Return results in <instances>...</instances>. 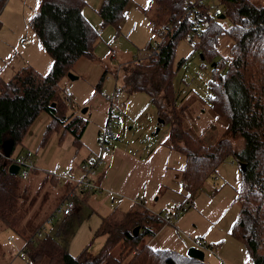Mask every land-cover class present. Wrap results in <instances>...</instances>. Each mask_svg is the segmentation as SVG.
<instances>
[{
  "label": "rangeland",
  "instance_id": "374dc122",
  "mask_svg": "<svg viewBox=\"0 0 264 264\" xmlns=\"http://www.w3.org/2000/svg\"><path fill=\"white\" fill-rule=\"evenodd\" d=\"M84 1L82 13L96 30L97 39L93 55L78 58L70 67L69 71L77 77H62L61 83L70 89L71 95L64 97L65 111L58 110L59 115L81 113L85 119L84 129L75 141L68 132L61 135L55 131L40 144L50 120L48 113L41 112L9 156L18 158L26 155L35 167L27 176L18 175L19 188L24 189L29 197L35 194L32 209H38L36 222L42 233L53 235L73 255L85 248L89 254H94L105 238L96 230L101 218L111 211H124L135 205L155 214L163 213L174 205H183L185 209L165 225L173 228L181 240L188 239L190 235L207 241L210 250L199 247L204 250L203 264H252L243 240L231 233L238 211L235 196L240 169L237 161L227 155L214 174L206 177L186 197L180 174L185 158L170 146L169 123L158 121L157 108L145 91H127L121 86L123 66L136 59L146 61L150 51L148 43L157 39L154 29L159 21L156 20L154 2L130 0L116 26L102 22L98 13L102 0ZM251 1L264 4V0ZM209 2L218 3L217 0ZM38 6L39 0H5L0 10L2 80L9 79L22 65H31L41 73H46L51 66L52 59L30 23ZM216 20L223 26L229 25L225 18ZM22 39L28 43L22 44ZM231 42L227 35H220L216 45L219 55L213 60L226 57ZM113 49L115 54L112 55ZM185 57L187 59L175 69L173 86L180 93L195 94L197 99L185 112V124L210 143L221 137L225 125L224 119L216 117L206 103L210 95L206 85L211 75L210 61L200 57L199 49L189 48L187 42L180 39L174 53V66ZM100 77L101 83L97 87ZM116 86H121V92L111 102ZM83 107H86L85 112H81ZM107 123H110L114 136L106 143L110 146L109 151L102 152L104 164L96 169L100 189L77 195L76 208L70 215L57 214L50 223H46L45 219L68 190H65L68 180L58 175L66 171L74 178L80 177L82 161L99 153L98 133ZM211 123L214 128H209ZM231 140L235 145L241 144L238 138ZM51 174L57 177L55 181L49 179ZM40 186V192H37L36 188ZM150 239L159 246H174L171 240L144 236V241ZM23 242V236L0 223V264H31L20 253ZM190 246H194L193 243Z\"/></svg>",
  "mask_w": 264,
  "mask_h": 264
},
{
  "label": "trees",
  "instance_id": "16d2710c",
  "mask_svg": "<svg viewBox=\"0 0 264 264\" xmlns=\"http://www.w3.org/2000/svg\"><path fill=\"white\" fill-rule=\"evenodd\" d=\"M129 1L102 0L98 8L102 22L118 26ZM152 1L159 24L174 22L178 17L184 20L167 31L157 56L148 55L146 61L136 59L123 66L121 86L127 91H145L162 122L169 123L170 146L185 158L180 174L186 197L214 174L227 155L238 165L244 164L243 170L239 166L240 181L235 196L238 211L231 233L243 240L252 264H264V4L217 0L229 25L223 26L212 18L209 27L200 32V57L208 59L211 66L206 103L216 117L225 121L221 137L208 143L185 124V112L197 99L195 94L176 91L172 81L175 69L187 59L180 58L176 66L173 64L177 42L189 29L185 7L190 0ZM4 2L0 0V10ZM84 2L39 0L30 23L52 59L51 66L41 73L31 65H23L9 79L0 78V223L23 236L21 248L31 264H203L183 252L153 247L144 241V236H153L164 222L161 212L152 214L135 205L124 211L115 209L101 218L96 233L104 234L105 238L94 254L85 248L73 255L53 235H36L38 209H32L36 196L29 197L24 189L20 190V174L8 171L12 158H6L4 150L8 156L12 153L41 112L48 113L50 120L40 144L55 131L61 135L68 132L74 141L80 137L85 126L83 115H59L58 110L65 111L62 77L78 58L93 55L97 39L96 30L82 13ZM224 34L232 41L228 54L213 60L219 55L218 38ZM210 127L215 125L211 123ZM234 138L240 139L241 144L235 145L231 140ZM49 179L56 178L51 174ZM41 186L36 188L37 192ZM135 226H138L136 233Z\"/></svg>",
  "mask_w": 264,
  "mask_h": 264
},
{
  "label": "built area",
  "instance_id": "2783aa9c",
  "mask_svg": "<svg viewBox=\"0 0 264 264\" xmlns=\"http://www.w3.org/2000/svg\"><path fill=\"white\" fill-rule=\"evenodd\" d=\"M209 1L213 0H190L186 4L185 12L187 13L185 21L189 25V29L185 32L183 39L187 42V45L191 49L199 48V37L201 30L208 28L212 18H220L222 15L221 7L218 4H210ZM208 6V8H206ZM183 17H178L174 22L171 23H161L155 29L157 39L153 40L150 43L149 55L157 56L159 52V46L161 41L165 38V35L168 30L172 27L178 26L183 22ZM23 43H26L27 40H22ZM112 55L115 54L113 49ZM121 92V86H116L113 91V96H111L110 101L114 102V97ZM64 94L66 97L71 95L70 89L65 86ZM113 131L110 123H107L103 128V131L98 133V142L100 145V151L98 154H93L87 156L82 163L80 164V177L74 178L68 172L63 171L58 175L59 178H66L68 180L69 188L65 193L63 199L59 204L52 210L51 214L46 218L45 222L50 223L53 219V216L61 214L62 216L70 215L76 208L75 198L77 195L83 192L97 191L100 189L99 183L96 181V169L104 164L105 159L102 156L103 151H109L110 146L106 144L109 138L113 137ZM10 156V155H9ZM5 156L6 158H10ZM10 163H16L18 165V173L21 176H27L31 170L35 167L32 161L26 155H20L18 158H12ZM9 163V164H10ZM55 176V175H54ZM57 178V177H55ZM145 185H143L144 187ZM183 209L178 205L171 206L167 211L160 214V218L169 222L172 218L177 217L179 211ZM44 224L42 225L43 228ZM42 229L39 228L36 231L37 236H41ZM192 241L195 245L203 248L205 242L199 238H192ZM20 253L23 254L22 248L20 247Z\"/></svg>",
  "mask_w": 264,
  "mask_h": 264
},
{
  "label": "crops",
  "instance_id": "0c3cea01",
  "mask_svg": "<svg viewBox=\"0 0 264 264\" xmlns=\"http://www.w3.org/2000/svg\"><path fill=\"white\" fill-rule=\"evenodd\" d=\"M102 2V1H101ZM101 4V3H100ZM100 6V5H99ZM226 35V34H225ZM22 40H24V39H22ZM28 42H26V43H23L22 42V44H27ZM23 66V65H22ZM212 111V110H211ZM97 174H96V181H97ZM99 183V182H98ZM100 184V183H99ZM143 187V186H142ZM147 187V185L145 186V188ZM80 194H87V193H85V192H83V193H80ZM86 197V196H85ZM189 204V203H188ZM167 223H171L170 221L169 222H165L164 221V225L162 226V227H160L159 229H158V231L152 236V238L153 237H157L158 239L160 238V239H162V240H166V241H168V240H171L170 242H171V244H173L174 246H172V247H168L167 245H166V247H164V246H159V245H156V244H154L153 243V241H152V239H150L149 241H148V243L151 245V246H153V247H158V248H174L175 250H177V251H180V252H184V249H186L188 246H190V245H192V243H193V241H192V238H195L194 236H190V235H188L187 237H189L188 239H186V240H181V238H178L177 236H176V234L174 233V229L173 228H171V227H169V226H167V225H165V224H167ZM175 228H177L176 226H175ZM201 240H203V242H205V244H207V241H205L203 238L201 239ZM193 245L194 246H196V247H200V246H197V245H195L194 243H193ZM203 249L204 250H210L211 248H210V246L208 245L207 247L206 246H203Z\"/></svg>",
  "mask_w": 264,
  "mask_h": 264
},
{
  "label": "water",
  "instance_id": "95a60500",
  "mask_svg": "<svg viewBox=\"0 0 264 264\" xmlns=\"http://www.w3.org/2000/svg\"><path fill=\"white\" fill-rule=\"evenodd\" d=\"M219 17H220V18H223L224 15H220ZM66 75H67L68 78H70V79H74V78L77 77V75L73 74V73L70 72V71H68V72L66 73ZM52 105H53V103H52ZM85 110H86V107H83V108L81 109V112H85ZM158 121H159V122H162L163 120H162L160 117H158ZM4 151H5V156H8V151H7V150H4ZM239 166H240L241 170L244 169V164H243V163H239ZM7 167H8V168H7L8 171H9L10 173L15 174V173L18 172V165H17L16 163H10ZM133 231H134V233H136V232L138 231V226H135V228L133 229ZM185 254L188 255V256L194 257V258H196V259H198V260H200V261H203V259H204V250L201 249V248H198V247H196V246H189V247L187 248Z\"/></svg>",
  "mask_w": 264,
  "mask_h": 264
}]
</instances>
